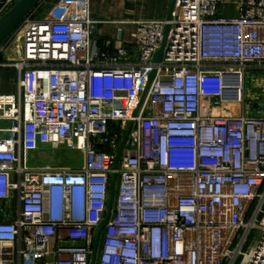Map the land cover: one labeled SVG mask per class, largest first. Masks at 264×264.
Instances as JSON below:
<instances>
[{"label": "built area", "instance_id": "2783aa9c", "mask_svg": "<svg viewBox=\"0 0 264 264\" xmlns=\"http://www.w3.org/2000/svg\"><path fill=\"white\" fill-rule=\"evenodd\" d=\"M34 13L0 47V264H92L114 178L95 264H264V0H175L130 41Z\"/></svg>", "mask_w": 264, "mask_h": 264}, {"label": "crops", "instance_id": "0c3cea01", "mask_svg": "<svg viewBox=\"0 0 264 264\" xmlns=\"http://www.w3.org/2000/svg\"><path fill=\"white\" fill-rule=\"evenodd\" d=\"M172 3L173 0H42L33 11L40 19L71 20L90 16L97 22V38H115L120 34L124 40L130 41L136 22L168 18ZM226 8L228 6L223 10L230 16ZM19 92V72L14 67L1 65L0 94L18 95ZM64 163L57 158L46 166L61 167Z\"/></svg>", "mask_w": 264, "mask_h": 264}, {"label": "water", "instance_id": "95a60500", "mask_svg": "<svg viewBox=\"0 0 264 264\" xmlns=\"http://www.w3.org/2000/svg\"><path fill=\"white\" fill-rule=\"evenodd\" d=\"M2 1H5V0H0V2ZM41 1L42 0H13V3H14L13 7L0 18V47L12 35V33L16 30V28L20 25V23L24 20V18L31 11H33ZM174 5H175V0H173L168 19L171 18ZM162 54H163V49L158 51L155 57V61H159L162 58ZM154 74H155L154 72L151 74L150 76L151 80L153 79ZM127 136H128V133L125 136L122 147L124 146L126 142ZM120 153L121 151L119 152V155ZM114 199H115V178H114V182H113L111 194H110L108 214H107L105 222L101 225V227L99 228L97 232V236H96V240L94 244V254H93L92 264H95V261L97 258V253H98L102 231L111 217L113 205H114Z\"/></svg>", "mask_w": 264, "mask_h": 264}, {"label": "rangeland", "instance_id": "374dc122", "mask_svg": "<svg viewBox=\"0 0 264 264\" xmlns=\"http://www.w3.org/2000/svg\"><path fill=\"white\" fill-rule=\"evenodd\" d=\"M225 10L226 12L228 11L229 14H232L231 10H233V8L228 6ZM0 56L2 58V55ZM247 89L248 91L250 89L255 90L254 81L251 77L248 78ZM256 101L258 102L257 104H260L264 108V95H260L259 99L256 98ZM52 157H54V159L61 158V161L65 162V165L70 166H80L83 160L82 152L77 150H41L30 155L29 165L33 168L46 166L52 163V160H54Z\"/></svg>", "mask_w": 264, "mask_h": 264}]
</instances>
